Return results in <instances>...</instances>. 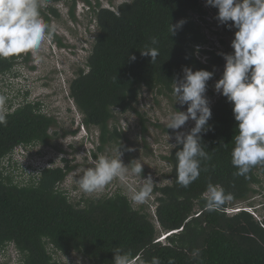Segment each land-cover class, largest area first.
Wrapping results in <instances>:
<instances>
[{"label": "trees", "instance_id": "16d2710c", "mask_svg": "<svg viewBox=\"0 0 264 264\" xmlns=\"http://www.w3.org/2000/svg\"><path fill=\"white\" fill-rule=\"evenodd\" d=\"M60 1L64 0H42L46 6L41 8V15L48 24L44 10L57 16L51 4ZM201 1L134 0L130 4L124 0L114 9L101 7L98 2L92 7L97 31L86 70L78 69L69 82V96L82 116L81 125L98 128V150L110 142L120 143L122 132L116 126L110 128V123L115 111L134 110L142 88L171 93L173 80L182 77L185 66L213 71L212 78L217 77L216 68L223 64V58L198 47L205 43L194 18L204 13ZM180 20L184 21L182 28L169 35L170 22ZM152 36L159 40L160 55L155 62L140 54ZM54 38L62 45L55 33ZM129 53L135 60L129 59ZM197 53L206 56L205 62ZM20 57H0V75L12 72ZM210 108V129L200 136L211 160L202 162L199 178L187 188L177 183L176 153L180 145L163 157L171 167V182L153 190L158 225L120 192L72 202L59 187L70 171L68 166L41 167L23 185L5 175L2 161L12 156L16 147L50 143L55 133L49 132L56 126V118L42 112L37 101L7 111V124L0 125V250L12 244L20 264H58L53 252H76L91 264H113L117 247L142 253L143 264H150L153 257H158L160 264H168L169 259L175 264H264V214L257 218L249 210L225 212L257 193L255 187L264 178V165L255 166L248 178L235 175L231 153L238 122L232 104L221 95ZM139 121L144 135L147 126L143 118ZM209 182L234 197L218 211L205 209L202 197ZM262 209L264 212V203ZM165 233L170 234L158 240ZM196 249L200 255L193 258Z\"/></svg>", "mask_w": 264, "mask_h": 264}, {"label": "rangeland", "instance_id": "374dc122", "mask_svg": "<svg viewBox=\"0 0 264 264\" xmlns=\"http://www.w3.org/2000/svg\"><path fill=\"white\" fill-rule=\"evenodd\" d=\"M124 0H64L51 4L57 12V16L48 13L49 25L55 29V34L60 38L62 45L53 39L45 41L38 53H22L19 63L12 72L0 75V94L8 97L6 110L11 111L24 102H39L41 111L56 118V126L49 133L54 134L48 144L37 143L30 147H17L14 154L2 161V169L5 175L13 177L20 185L37 175L41 167H70L64 181L59 185L72 202H82L86 198H101L120 192L130 200L128 188L118 180H114L101 193L86 194L80 189L77 180L79 175L94 165V162L102 154H110L117 145L110 142L102 150L99 130L97 127L81 125L82 116L76 109L69 96V82L74 78L78 69L86 70L85 63L90 53L94 36L96 34V22L92 7L98 2L101 7L114 9ZM74 2L73 17L70 14ZM43 3V2H42ZM43 3V7H45ZM204 13L195 15L205 37V43L198 46L201 49L213 50L216 54L231 53V41L234 37V28L221 25L215 19L216 12L213 7L203 5ZM231 23V22H229ZM205 62L206 56L197 53ZM225 61L216 68L217 77L210 79L206 95L210 101V107L221 96L214 91V83L220 78ZM174 97L171 93L160 94L156 91H148L142 88L139 99L134 104V110L126 112L115 111V119L110 123V128L117 127L122 132L121 144L131 151H123L122 160L128 164L137 159L143 163L141 177L151 176L155 183L154 188L170 184L171 167L163 158L169 155L174 148L176 131H188L193 121L189 120L179 130L167 131V115L172 111ZM173 107L179 111H186L187 105L174 103ZM138 114H137V113ZM140 118L144 119L147 132L141 135ZM169 137V139H168ZM34 154V155H32ZM31 156V157H30ZM257 193L247 201L239 202L237 207L247 206L248 210L257 218L264 214V178L260 186L255 187ZM155 192L149 202L143 205L131 204L135 209L143 208L157 224L155 210ZM252 204V206H248ZM159 227V226H158ZM157 227V228H158ZM161 237L163 234H160ZM53 259L58 264H91L82 254L72 252L64 255L53 252ZM20 256L12 244L0 250V264H20Z\"/></svg>", "mask_w": 264, "mask_h": 264}, {"label": "clouds", "instance_id": "9594fccd", "mask_svg": "<svg viewBox=\"0 0 264 264\" xmlns=\"http://www.w3.org/2000/svg\"><path fill=\"white\" fill-rule=\"evenodd\" d=\"M128 2L131 4L134 0ZM204 3L217 9L215 19L219 24L235 29L231 41L233 51L221 53L225 64L220 78L214 83V91L232 104L233 116L238 123L231 163L237 169L235 175L248 178L255 166L264 165V0H202V7ZM42 7V0H0V57L38 53L45 41L53 39L55 29L42 17ZM183 23V20L175 24L170 22L169 35H175ZM158 45V38L152 36L140 54L155 62L160 55ZM128 55L130 60H135L134 55ZM182 72L180 79L173 80L172 96L174 103L186 104L187 108L186 111L176 110L173 103V110L167 115L166 128L175 131L182 129L189 120L194 122L188 131H176V143L171 144L172 147L181 146L176 153L177 183L187 188L199 178L202 162L211 160L200 134L210 129L207 122L212 113L206 92L207 82L214 72L193 70L188 66L183 67ZM7 102L8 97L0 94V125L7 124ZM121 149L120 142L110 154L100 155L92 167L79 175L77 183L82 192L93 194L103 192L118 180L128 188L134 205L146 204L153 195V178L150 175L141 177L143 163L137 159L125 164ZM13 152L12 155H16ZM233 198L222 186L212 182L207 184L202 197L209 212L220 210ZM241 210L248 211V208L229 207L225 212ZM170 233L163 234L164 237L160 236L158 240H163ZM199 255V249L192 253L193 258ZM113 264H143L142 253L137 255L131 249L117 247L113 250ZM150 264H160L159 258L153 257ZM168 264H175V261L169 259Z\"/></svg>", "mask_w": 264, "mask_h": 264}]
</instances>
